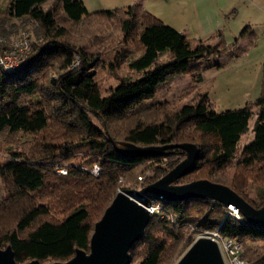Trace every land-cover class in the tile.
Listing matches in <instances>:
<instances>
[{
  "label": "trees",
  "instance_id": "1",
  "mask_svg": "<svg viewBox=\"0 0 264 264\" xmlns=\"http://www.w3.org/2000/svg\"><path fill=\"white\" fill-rule=\"evenodd\" d=\"M4 16L11 21L0 19V40L34 29L26 63L13 73L0 68V249L10 246L16 260L26 254L41 263L89 252L95 224L120 190L140 192L186 158L181 149L133 157L123 152L126 144H196L201 154L194 171L175 185L209 180L256 209L263 206L264 73L260 97L244 108L218 112L198 90L173 110L164 103L166 92L157 98L160 89L187 72L199 87L204 72L216 67L202 64L212 47L192 46L140 3L91 13L81 0H11ZM239 45V39L223 43L220 57L243 54ZM252 121L254 140L238 157ZM80 146L92 152L78 160L73 151ZM94 165L98 178L90 173ZM60 168L68 175H58ZM228 169L232 178L225 177ZM147 196L161 211L132 247V264H175L194 242L186 227L235 239L246 264H264V228L240 214L210 199Z\"/></svg>",
  "mask_w": 264,
  "mask_h": 264
},
{
  "label": "water",
  "instance_id": "2",
  "mask_svg": "<svg viewBox=\"0 0 264 264\" xmlns=\"http://www.w3.org/2000/svg\"><path fill=\"white\" fill-rule=\"evenodd\" d=\"M181 149L186 158L166 176L141 190L138 195H153L169 201L210 199L240 214L248 224L264 228V204L256 209L244 197L226 185L209 180L185 185L175 183L191 174L199 160L201 150L196 144L138 147L126 144L123 152L133 157L164 156L167 151ZM151 214L131 194L119 192L102 219L95 224L90 240V251L77 250L68 261L53 264H132L130 251L140 241L150 222ZM0 264H18L13 249H0ZM27 264H42L38 260ZM175 264H225L218 243L208 236L197 238Z\"/></svg>",
  "mask_w": 264,
  "mask_h": 264
},
{
  "label": "rangeland",
  "instance_id": "3",
  "mask_svg": "<svg viewBox=\"0 0 264 264\" xmlns=\"http://www.w3.org/2000/svg\"><path fill=\"white\" fill-rule=\"evenodd\" d=\"M10 2L11 0H0V19L5 17L7 25H10L11 20L7 19V17L4 16V13H6V10L10 6ZM257 17L260 16L254 15V18L249 17V20H247L246 24L242 27L243 29L245 26L247 28L251 26L253 28L252 35H249L247 32V34L244 32L243 35L240 33L236 35V38H240L239 47L241 46L246 50L241 55L231 58L228 56L220 57V55H222L221 53L226 54V52L224 51V47H222L224 42L221 41L219 37L201 43L191 42L192 46L194 44L202 45L204 47L211 46V50L213 52L212 56L209 57L210 59L207 61H202V64L204 66H211L212 64H215L216 67L204 72V81L201 84H198L199 87L197 86V83H195L194 76L190 75L188 72L172 75L160 89L157 98L161 99L166 92L167 94H165L166 98L164 103H167L170 109L175 110V108L179 105L194 100L193 98L196 97L198 90L200 92L205 90L213 108L218 112L241 109L247 104L255 102L261 94L264 73V18L262 19ZM33 29V27L24 28L17 34V36H10V39L2 38L0 43L4 46H9V44L17 40L24 32H27L30 38H32ZM244 30L246 29L244 28ZM234 40L235 38L232 37V41ZM101 48L103 51V45ZM1 52L2 51L0 50V53ZM167 59L168 57L165 55L161 60L165 61ZM191 89L192 91L190 92ZM253 126L254 121L250 122V132L240 142L238 157L243 148L254 140ZM73 152L74 158L80 160L83 155L85 156L91 153L92 149L89 146H80ZM235 163L236 162L234 161V164ZM231 172H233V170L228 169L225 177L232 178ZM124 182L125 181L122 179L118 181V188L123 187ZM247 193L250 199L257 201L256 191L254 188H248ZM3 194V186L0 182V202L4 196ZM232 213L234 215L236 214L234 211H232ZM185 230H188V232L194 236V241L197 238L206 235L204 233H198L196 229H190L189 231V227H186ZM140 249L141 248H139V250ZM16 261L18 264H27L30 262L26 254H21L19 259ZM65 261L68 260H61L54 257L43 261L42 264H53Z\"/></svg>",
  "mask_w": 264,
  "mask_h": 264
},
{
  "label": "crops",
  "instance_id": "4",
  "mask_svg": "<svg viewBox=\"0 0 264 264\" xmlns=\"http://www.w3.org/2000/svg\"><path fill=\"white\" fill-rule=\"evenodd\" d=\"M91 13L125 9L140 3L166 25L186 35L187 42L200 43L219 37L226 44L237 39L249 17L264 18V0H81ZM246 33V34H247ZM232 37L235 38L232 41ZM197 45V44H194Z\"/></svg>",
  "mask_w": 264,
  "mask_h": 264
},
{
  "label": "built area",
  "instance_id": "5",
  "mask_svg": "<svg viewBox=\"0 0 264 264\" xmlns=\"http://www.w3.org/2000/svg\"><path fill=\"white\" fill-rule=\"evenodd\" d=\"M29 51L30 36L27 32H24L17 40L9 44L8 49L2 50L0 53V68L7 73L17 72L21 65L26 63L27 53ZM56 173L61 176H67L68 169L60 168L56 171ZM90 173L94 177L98 178L100 176L101 169L97 165H94ZM138 193V191L131 193L132 198L140 205L144 206L151 216L160 213L161 208L158 204H151L148 201L147 195L140 197ZM235 215L238 217V214ZM205 234V236L212 238L218 243L225 264H246V262L242 259L243 245L240 242L235 239H226L218 231Z\"/></svg>",
  "mask_w": 264,
  "mask_h": 264
},
{
  "label": "clouds",
  "instance_id": "6",
  "mask_svg": "<svg viewBox=\"0 0 264 264\" xmlns=\"http://www.w3.org/2000/svg\"><path fill=\"white\" fill-rule=\"evenodd\" d=\"M232 210V209H231ZM233 211V210H232Z\"/></svg>",
  "mask_w": 264,
  "mask_h": 264
}]
</instances>
